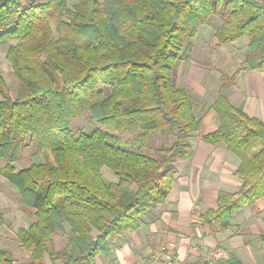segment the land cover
<instances>
[{
  "label": "trees",
  "instance_id": "1",
  "mask_svg": "<svg viewBox=\"0 0 264 264\" xmlns=\"http://www.w3.org/2000/svg\"><path fill=\"white\" fill-rule=\"evenodd\" d=\"M67 1L0 0V44H9L16 79L12 98L0 74V176L16 187L15 201L31 220L15 234L30 264H44V256L95 264L164 201L199 123L172 76L190 59L201 26H212L218 45L247 36L239 70H264V0ZM211 106L220 125L203 139L240 159V188L219 191L216 210L202 216L224 229L237 209L264 198V123L221 96ZM85 114L95 127L73 129ZM28 141L41 161L15 172L11 163ZM102 167L115 181H104ZM55 234L63 237L59 249ZM0 264H14L6 249Z\"/></svg>",
  "mask_w": 264,
  "mask_h": 264
},
{
  "label": "crops",
  "instance_id": "2",
  "mask_svg": "<svg viewBox=\"0 0 264 264\" xmlns=\"http://www.w3.org/2000/svg\"><path fill=\"white\" fill-rule=\"evenodd\" d=\"M210 27L200 34L199 45L193 43L191 57L197 50L196 59L190 57L174 70L172 76L173 86L184 88L191 98L194 116L199 120L198 127L188 136L192 153L187 160L175 162V179L164 201L152 204L142 213L140 227L116 238L110 253L97 255L95 264H136L146 260L161 246L170 248L175 256L186 262L202 261L212 250L219 248L225 256L213 264H232L231 260L240 264H264V198L237 209L229 226L224 229L211 228L202 217L207 210H216L219 191L235 192L241 186V180L234 173L240 164L239 157L226 149L223 143L212 144L203 139L220 125L219 116L211 104L220 96L224 97L246 115L264 123V70H239L246 55L247 42L239 43L237 40L233 44L218 45ZM210 37L217 48L212 52L207 50ZM8 48V43L0 44V74L9 85L12 68L5 56ZM212 53L223 54L229 67L234 64L233 68L228 67V81L223 80L227 73L221 71V67L208 65V57ZM232 59L236 60L230 63ZM195 60L203 64H197ZM9 93L14 98L15 88L10 85ZM170 136L169 145L175 139L173 136L171 140ZM21 160L17 158L11 163L15 172L26 167ZM23 160L28 165L33 163H29L28 152ZM3 165L4 161L0 163V168ZM7 180L0 176V237L12 246L17 230L27 228L31 220L19 209L16 201L15 210L18 213L13 216L7 210L10 205L5 188L12 187L16 193ZM110 181L115 179L109 176L106 182ZM16 243L13 246L15 253L6 249L12 254L14 264H30L29 254L17 240ZM43 262L52 264L47 256H44Z\"/></svg>",
  "mask_w": 264,
  "mask_h": 264
},
{
  "label": "rangeland",
  "instance_id": "3",
  "mask_svg": "<svg viewBox=\"0 0 264 264\" xmlns=\"http://www.w3.org/2000/svg\"><path fill=\"white\" fill-rule=\"evenodd\" d=\"M78 0H68L67 1V4L72 6L74 3H76ZM212 21L214 22V24H220L221 21L218 19L217 16L215 15H212ZM54 24H55V21H52V26L54 27ZM211 29V27L209 25H203L199 28V30L197 31L195 37L193 38V43H195L196 45H199V37H200V34L202 33H205L208 29ZM246 43L247 42V36H243L241 39H239V43ZM233 44V42L231 43ZM217 48L214 46V43H213V39H211L210 37V41H209V46L207 48V50L209 52H212L213 50H216ZM198 54V51L195 50V53L194 55L191 57L193 59V57L195 58V55ZM199 54H201V51H199ZM211 57H208V65H214V66H219L221 67V71H225L227 74H226V77L225 79L223 80H227L228 81V67H229V64H226V57L223 55V54H220V53H212L210 55ZM196 59V58H195ZM236 59H232L230 61V63H233V61H235ZM186 62H183L180 64L183 65L185 64ZM195 63L197 64H203V62L199 61V60H195ZM225 63V64H224ZM180 66L178 67V69L180 68ZM206 66V64H205ZM234 67V64L229 67V69L233 68ZM8 83L11 87H16V79L11 75V77L9 78L8 80ZM196 101V100H195ZM194 101V102H195ZM200 105L198 104L197 108L199 107ZM96 123L91 120L88 116V114H85V115H82L80 117H77L75 119L72 120V128L73 129H80V130H83L85 132H90L94 127H95ZM160 136H157L156 139L154 140V144L155 145H158L160 143ZM173 136H170V139L172 140ZM35 143L34 142H31V141H28L26 143V146L22 147L19 151V157L18 158H21V163L23 166H28V162H26L25 160H23L24 156H25V153L28 152L29 154V157H30V160H29V163L30 161H32L33 163L34 162H39L41 161V155L36 151L35 147H34ZM27 147V149H26ZM151 153V152H150ZM19 161V160H18ZM2 161L0 160V163ZM101 174H102V178L107 181V178H109V176H112L114 179H116V177L111 173V171L107 168V167H102L101 168ZM7 182H9V184H11L13 186V188L15 189L16 191V187L9 181L7 180ZM12 187L10 188H5V192L7 195V200H8V204L10 206L7 207V210H10L11 214L13 216H15L18 212L15 210L16 208V204H15V198L17 196V191L16 193L12 191L11 189ZM16 195V196H15ZM63 243V237L62 235L60 234H56V236L54 237L53 239V244H54V247H60ZM16 240L14 242V245L10 246L9 242L4 239V238H1L0 237V248H5V249H8L12 252L15 253V248L13 246H16Z\"/></svg>",
  "mask_w": 264,
  "mask_h": 264
},
{
  "label": "built area",
  "instance_id": "4",
  "mask_svg": "<svg viewBox=\"0 0 264 264\" xmlns=\"http://www.w3.org/2000/svg\"><path fill=\"white\" fill-rule=\"evenodd\" d=\"M224 256L225 252L222 249L216 248L212 250L209 255L204 257L202 261L186 262L175 256L170 248L161 246L146 260L137 262L136 264H213L216 260Z\"/></svg>",
  "mask_w": 264,
  "mask_h": 264
}]
</instances>
